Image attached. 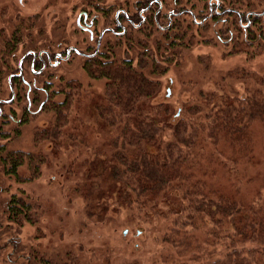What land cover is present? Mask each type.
Returning <instances> with one entry per match:
<instances>
[{
    "label": "rangeland",
    "instance_id": "rangeland-1",
    "mask_svg": "<svg viewBox=\"0 0 264 264\" xmlns=\"http://www.w3.org/2000/svg\"><path fill=\"white\" fill-rule=\"evenodd\" d=\"M125 1L104 0L102 3L110 4L115 11L117 5ZM230 1L226 3H235L238 9L244 11L264 10V0ZM167 2L171 3V0ZM178 2L181 6L194 8L196 12L204 6L207 16L211 12V5L214 12L217 11L215 0ZM85 5V0H0V99L10 98L9 76L19 70V62L28 47L47 44L46 39H54L53 44H56L63 36L71 38L77 13ZM243 21L244 25L239 24L240 31L234 41L224 40L225 35L217 23L210 22L203 30L192 26L185 34L175 35V45H169L167 39L158 41V36L154 40L151 37L147 40L143 38L149 47H156L158 43L167 49H116L112 52V66L139 68L148 65L149 69L143 72L144 75L161 85L159 91H155L152 105L170 103L174 110L179 111L182 104L197 91L205 94L215 89L217 85L212 80L220 83L217 87L220 95L230 94L232 99L239 97V100H247L251 88L254 93L259 87L264 94V31L257 30L264 23V18L257 20L259 23L248 36L249 39H246L242 29L246 26L245 19ZM56 73L50 79L53 80L52 85L48 86L50 101L46 105V112L32 116L29 123L15 133L10 134L12 127L6 126L2 134L0 144L4 145V151L0 156L10 153L12 162L14 157L25 159L14 167L10 165L13 176L3 177L0 173L3 187L0 186V224L3 228L0 233L6 235L5 230L11 231L0 237V264H157L161 249V225L157 215L143 221L145 218L138 212L112 203L111 207L107 204V209L96 217L94 212L89 211L91 201L81 195L84 190L81 179L84 183L91 178L88 174L93 161L89 155L90 147L96 141L104 143L97 137L99 132H104L89 129L93 122L86 120L81 123L85 127L81 128L88 139L81 143L87 147L80 150L79 141H69L62 153L54 155L49 146L54 144L56 147L55 143L38 137L39 132L44 130V124H48L53 117L51 110L54 107L64 104L62 109L72 110L71 119L76 116L74 124L85 119L82 118L84 110L77 108L78 103L83 106L85 102L80 101L81 97L89 95L93 88L85 89L84 93H79L77 89L70 100L71 105H66L70 87L74 89V76H80V80H83L84 72L80 68L78 70L74 62L62 63ZM109 82L90 79L86 74L84 76L85 88L93 84L99 90H94L97 92L105 91ZM40 84L46 83L42 80ZM26 90L24 86L17 87V94L22 96L6 109L24 110ZM32 100L35 112L41 101L45 100V95L33 91ZM216 102L224 103V98L219 97ZM237 104L235 100V107ZM255 140V153L262 158L264 138L258 130ZM27 151L32 156V163L27 161ZM33 156H37L34 161ZM89 158L90 162L87 163ZM102 160H105V156ZM3 163L0 162V171H3ZM258 168L264 169V157L258 163ZM107 183L103 181L104 185ZM89 188L86 187L87 194L90 193ZM97 189L93 187V190ZM10 198L14 204H22L25 210L23 214L16 216L8 213L6 208Z\"/></svg>",
    "mask_w": 264,
    "mask_h": 264
},
{
    "label": "trees",
    "instance_id": "trees-1",
    "mask_svg": "<svg viewBox=\"0 0 264 264\" xmlns=\"http://www.w3.org/2000/svg\"><path fill=\"white\" fill-rule=\"evenodd\" d=\"M257 30L263 32L264 23ZM148 69L113 66L105 91L81 97L85 104L77 108L84 120L74 124L72 110L54 107L38 137L55 143L49 146L54 155L69 141L87 147L81 143L88 139L81 124L86 120L93 122L89 129L104 132L97 134L104 143L90 147L91 178L81 179V195L96 217L112 203L138 212L143 221L157 215V264H264V169L258 168L264 156L254 150L256 131L264 138L263 92L251 88L247 100L232 99L220 95V83L212 80L215 89L197 91L176 111L170 103L151 104L161 85L144 75ZM219 97L224 103L216 102ZM18 163L14 157L12 166ZM14 205L16 216L25 211Z\"/></svg>",
    "mask_w": 264,
    "mask_h": 264
},
{
    "label": "flooded vegetation",
    "instance_id": "flooded-vegetation-1",
    "mask_svg": "<svg viewBox=\"0 0 264 264\" xmlns=\"http://www.w3.org/2000/svg\"><path fill=\"white\" fill-rule=\"evenodd\" d=\"M215 1L217 11L214 12L211 5V12L207 16L206 7L203 6L196 12L188 5L181 6L178 0H171V3L167 0H133L132 4L126 0L123 4L117 5L115 11L110 4L103 5L104 0H85V8L77 13L76 27L72 31L71 38L63 36L57 40L56 44H53L54 39H46L47 44L40 43L34 47L29 46L27 53L19 62V70L10 74L8 79L10 98L0 99V141L6 126L12 127V130H9L10 134L15 133L22 126H26L32 116L46 112V105L50 101L48 86L53 83V80L50 79H53V75L57 74L62 63L76 62L78 70L80 68L84 72L83 80H80V76L76 75L72 80L75 89L74 95L77 89L79 93H84L87 88L97 90L93 84H89L85 88V74L90 79L109 80V73L113 67L112 52L116 49H160V44L157 43L156 47H149L148 42L142 40L143 38L147 40L148 37L154 40L155 36H158V41L161 38L167 39L169 45H175L177 40L175 35L185 34L192 26L197 27L195 29L203 30L209 22L217 23V27L225 35L224 40L232 41L233 39L234 41L235 35L240 31V26L244 25L243 19H245L246 26L242 29L246 33V39H249L248 36H251L253 29L256 28L254 23L257 18H264V10L260 12L256 10L244 11L238 9V5L235 3L230 5L226 3V1L231 3L230 0ZM60 27L63 29L62 26ZM42 80L46 84H40ZM23 86L27 88L24 97L26 108L24 110H7V106L18 102V97L22 94H17V87ZM33 91L45 95V100L41 101L35 112L32 109L34 105ZM47 126L48 124L45 123L44 129ZM3 146L0 144V153L4 151ZM49 149L51 150V148ZM27 152V161H29L32 156L29 151ZM24 159V157H20V162ZM0 162L3 163L1 165L3 171H0L3 177L5 175L13 176V171L10 170L11 154L1 155ZM0 186L3 188L1 183ZM10 199L6 209L9 214L15 215V205L13 199ZM1 225L0 231L3 229ZM9 232L11 231L5 230V233ZM6 235L0 233V237ZM0 252H2L1 248Z\"/></svg>",
    "mask_w": 264,
    "mask_h": 264
}]
</instances>
